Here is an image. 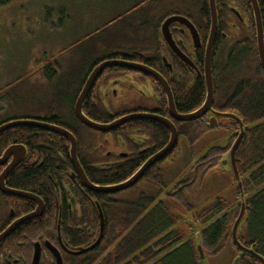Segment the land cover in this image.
Instances as JSON below:
<instances>
[{
  "label": "trees",
  "instance_id": "trees-1",
  "mask_svg": "<svg viewBox=\"0 0 264 264\" xmlns=\"http://www.w3.org/2000/svg\"><path fill=\"white\" fill-rule=\"evenodd\" d=\"M10 1L12 0H0V4H6ZM148 1L152 0L138 1L139 3L130 7L126 12L135 10L137 7H141L142 3ZM203 1L200 13L204 17L208 28L209 12L207 3L205 0ZM258 2L261 15L264 18V0H258ZM242 3L248 5V0H242ZM119 17L121 16L113 20ZM250 17L253 30V16L250 15ZM162 19L157 25V30L152 34L154 43L150 49H145V52H115L105 57L141 58L148 65L158 67L161 56L158 30ZM203 55L202 50L200 62L203 61ZM103 58L93 61L82 77L74 83V89L68 94L70 97L68 99L70 116L74 117L73 105L82 89L87 74ZM52 60L54 63L56 62L55 58ZM231 64L230 62L227 65V76L229 77L232 75L233 70ZM212 69L215 76H217L220 69L215 63ZM259 74L260 79L255 84L248 79L245 81L244 87L239 83L233 84V82L232 86L225 89L214 78L216 81V100L214 104L222 111L236 114L243 121L245 127L244 136L236 151V166L242 180L246 205L243 216L244 226L241 231L237 232V237L244 246L252 247L257 253L264 256V76L261 70H259ZM172 90L176 108L181 113L197 108L205 99L206 92L202 81H195V84L191 87L186 85L184 92L181 90L178 93L175 88H172ZM161 95L163 108L166 110L165 97L163 94ZM82 106L84 110L86 109L84 111L86 116L96 122H104L114 117L113 114L105 112L103 101L98 93L89 95ZM44 119L53 123L62 121L61 117L57 115L45 117ZM225 119L231 120L230 118ZM177 128L180 131V137L174 150L148 169L137 183L118 192H98L101 196L99 205L104 220L103 236L92 250L82 254L64 255L63 264H200L195 249L194 232L191 226L182 221L177 213L171 209L170 199L185 205L190 210L191 216L189 219L195 223L196 228L199 230L200 242L206 256L217 254L228 242L235 248L232 243L231 229L239 214L240 203L237 204L235 200L228 202L221 197H215L209 204L197 209L186 201L185 190L194 184L195 177L198 174H204L211 169H215L222 155L229 149L238 128L237 126L229 128L230 132H235L229 136L223 146L207 145L204 142L205 135L216 127L200 123L197 120H191L180 123ZM119 129H124V136L127 134L126 131L140 134L146 142L144 146L146 144L150 145L151 151L149 153L137 151L136 154L130 155V160L125 159L111 169L94 164L96 159L98 162H104L108 159L102 152L98 154L97 158L91 156L90 159H86L82 155L81 162L87 160L84 162L85 170L89 180L94 184L109 186L126 180L152 152L162 148L169 140L167 128L154 120L134 119L125 122ZM33 132L34 129L27 126L5 130L0 134V154L11 143L25 145L29 154H31L37 146L34 143L36 141L41 142L42 139V134H39L41 138L37 139L38 135L35 136ZM43 138L47 139L46 135ZM181 140H184L188 146L189 158L192 163L184 177L176 185L174 184V187L167 189L161 177L160 166L177 157ZM45 156L53 162L51 171H56L54 165L58 164L57 153L55 154L54 150L50 149ZM47 174L42 168L21 166L10 173L5 179V184L9 188L25 192H33L34 189L48 192L51 190L53 181ZM137 186L142 188L135 196L132 198L121 197L123 193ZM110 194L114 196H110ZM163 194L164 196H161ZM102 196H110V200L107 201ZM234 198L239 199V191L236 186ZM25 201L0 193V231L10 218L9 208L12 207L17 211L18 207L25 206L23 204ZM98 224L99 220L94 219L90 224L91 230L89 229V232H93V234L89 235L85 229V234L71 236L68 243L71 246H76L75 249L88 246L92 242L93 236L98 232ZM34 233V223L26 222L21 225L11 237L0 243V260L4 258L6 260L13 259L16 256L15 254L18 253L17 242L22 235H33ZM21 246L24 245L21 244ZM237 252L238 250L235 248L234 257ZM239 264L261 263L246 255Z\"/></svg>",
  "mask_w": 264,
  "mask_h": 264
},
{
  "label": "flooded vegetation",
  "instance_id": "flooded-vegetation-1",
  "mask_svg": "<svg viewBox=\"0 0 264 264\" xmlns=\"http://www.w3.org/2000/svg\"><path fill=\"white\" fill-rule=\"evenodd\" d=\"M203 2L204 1L202 0V3ZM205 2L207 3V8L209 12L208 28L206 27L204 17L200 13L202 4L197 10L195 16L192 17L183 15L193 25L196 31L199 40L198 46L196 45V41L193 39L189 23L186 21H174L169 24L168 31L170 33L171 41L174 43V45L177 47V50L180 52L177 53L172 49V47L164 39L163 34L161 33V25L166 18L173 15L170 14L162 19L158 30V41L161 48V56L158 67L148 65L141 58L127 59L116 56L104 57L103 59L99 60L95 65L99 64L101 61L111 58H118L126 61H133L147 65L153 68L158 74H160L165 79L171 89L173 99L174 92L172 88H175L176 92H180L181 90L184 92L186 85L191 87L195 84V81H202L205 86L203 61L200 62V55L202 50L204 54V49L206 47L211 28L209 0H205ZM215 2L217 11V24L213 40V58L211 64V73L214 86L212 109L208 110L202 116L194 119L200 123L208 124L209 126H211L210 122H212L211 118L214 112H228L218 109L214 104L216 100V81L214 80V78H216L219 85H221L225 89L235 83H239L242 85V87H244V84H246L245 81L248 79L255 84L257 80L260 79L259 70H261L264 76V72L261 67L258 56L254 17L252 19L253 30L251 27L250 15L253 16V11L249 0L248 5L242 3V0H215ZM262 27L264 36L263 17ZM180 53L183 56H181ZM111 54H113V52ZM202 59H204V56L202 57ZM230 62L232 63L231 67H233V70L232 75H230L229 77L227 76V65ZM214 63L220 69L219 72H217V76H215L212 69ZM89 73L87 74V76L89 75ZM93 93H98L101 97L105 112L114 115V117L110 120L98 122L100 124H110L116 119L131 113H149L157 116H163L174 123L178 133V144L180 131L177 127L180 123L188 122L178 121L171 116L167 106L164 89L158 81L153 79L150 75L139 71H134L127 67L112 66L104 69L93 83V86L91 87V90L87 97L89 95H92ZM161 94H163L165 97L166 110L163 108L164 105L162 103ZM119 96H123L122 100H124V103L121 102L119 104H115L113 103V101L108 100L107 102L104 99L106 97H108L109 99L115 98L117 101ZM140 100L149 102L150 106L130 107L129 104H131L133 101ZM197 108L188 112L179 113H189L196 110ZM82 111L86 116L84 112L86 111V109L84 110L82 108ZM49 116L45 115L36 118L46 121L49 124L58 125L63 129L68 130L74 136L75 141L77 143L76 160L78 162L81 172L87 177L88 180L89 178L87 176L84 163L87 160L81 162L82 155L83 158L86 159H90L91 156H95L97 158L98 154L102 152L104 155H106V158L108 159L104 162H98V160L96 159L94 164L103 165L105 168L111 169L125 159L130 160L131 156L133 154H136L137 151L148 153L151 151L150 145L146 144L144 146V143L146 142L145 140H143V137L140 134L134 132L129 133L128 131H126L127 134L126 136H124V129H119L122 124L108 131H99L87 127L77 118L75 113L74 117L70 116L68 120H62L60 123H53L44 119L45 117ZM225 118L227 117L216 116L215 125L213 127L225 128L229 130V128H234L237 126V128L239 129V124L236 120H234L233 118H230L231 120H225ZM10 120H5L1 122L0 125ZM31 128L34 129L33 134L35 136L38 135L37 139L41 138L39 134H42L41 142L36 141L34 143L37 146L34 148L31 154H29L26 148L25 157L14 167L12 171L21 166H34L37 169L42 168L44 169V171H46V173H48L47 175L52 178L53 183L51 186V190L48 192H44L38 189H34L33 192H29L34 195L35 199L17 197L19 199L26 200L25 203H23L25 204V206L18 207L17 211H15L12 207L9 208L10 218L7 220V223L2 230H4L15 219L23 217L26 214L35 213L37 215L32 219L21 223L7 238L11 237L14 232L26 222L34 223L35 233L33 235L23 234L17 242L19 249L18 253L15 254L16 256L13 259L9 260H6L4 258L0 260V264H32L36 247H38L39 250L37 264H57L56 257L54 255L55 252L59 254L63 263L64 255H74L72 252L78 250V248L75 249L76 246H71V244L68 243V240H70L71 236L85 234V229L89 235L93 234V232H89V229L91 230L90 224L94 221V219L99 220L98 232H96V234L93 236V240L88 246L94 243L100 234V216L103 220V213L99 205V200L101 196H99V193L97 191L90 190L83 185L79 174V169L76 168L75 164L72 161L70 153L71 144L68 138L64 135H60L47 129L37 127ZM238 129L236 130L237 132ZM234 132L235 131L230 132L229 136L233 135ZM237 132L235 133L236 135ZM45 135L47 139L43 138V136L45 137ZM235 138L236 136L233 137L230 146L234 142ZM14 144L23 145L21 143H11L10 145ZM9 146H7L1 152L0 156ZM50 149L54 150L55 154L57 153L58 164L54 165L56 171H51V169L53 168H51V164L53 162L49 161L45 156V154ZM158 150H156L155 152H157ZM155 152H152L150 156H152ZM12 157L13 156L9 157V159L4 165H0V173L2 172L4 167L10 162ZM89 182L92 183L90 180ZM175 185H173V187ZM110 196L114 195L110 194ZM110 196H102V198L109 201ZM21 244H23L24 246H21ZM86 247H80L79 249Z\"/></svg>",
  "mask_w": 264,
  "mask_h": 264
},
{
  "label": "rangeland",
  "instance_id": "rangeland-1",
  "mask_svg": "<svg viewBox=\"0 0 264 264\" xmlns=\"http://www.w3.org/2000/svg\"><path fill=\"white\" fill-rule=\"evenodd\" d=\"M138 1L12 0L0 4V123L45 115L68 120V94L91 62L112 52H145L152 47V34L162 18L170 14L193 17L202 4V0H152L126 12ZM104 99L124 103L123 96L117 101ZM129 105L150 106L143 100ZM229 134L225 128L211 129L204 142L223 146ZM191 163L188 146L182 140L177 157L160 166L167 189L184 177ZM235 186L231 172L211 169L195 177L194 184L185 190V199L197 209L215 197L238 204ZM140 188L121 197L132 198ZM170 202L174 212L191 216L185 205ZM234 254L235 248L228 242L217 254L205 256L207 264H230Z\"/></svg>",
  "mask_w": 264,
  "mask_h": 264
},
{
  "label": "water",
  "instance_id": "water-1",
  "mask_svg": "<svg viewBox=\"0 0 264 264\" xmlns=\"http://www.w3.org/2000/svg\"><path fill=\"white\" fill-rule=\"evenodd\" d=\"M249 3L251 4V8L253 11L254 24L256 28L258 56H259L261 67L264 72V36H263V27H262V15H261L258 0H249ZM209 9H210V16H211V28H210V34H209L208 41L204 49V55H203L204 56L203 71H204V79H205V86H206V94H205V99L203 103L196 110L189 112V113H185V114L179 113L176 110L171 89L169 85L167 84V82L165 81V79L160 74H158L153 68L147 65H144L142 63H137L133 61L131 62V61H126V60L118 59V58H111V59H106L104 61H101L99 64L93 67V69L87 76L82 86V89L74 104V113L77 116V118L87 127H90V128H93L99 131H108L127 121H131L134 119H149V120H154V121H157L163 124L170 132V137H169L168 142L162 148H160L157 152H155L152 156L147 158L140 165V167L126 180L120 183L114 184V185H109V186H99V185H94L90 183L87 177L81 172L78 162L76 160L77 143L75 141L74 136L68 130L63 129L62 127L58 125L49 124L46 121H43L37 118L13 119V120H10L0 125V134L4 132L5 130H8L14 127L27 126V127L43 128V129H47L55 133H58L60 135H64L65 137L68 138L71 144L70 153H71L72 161L75 164L76 168L79 169V174H80L82 183L85 187H87L90 190L97 191V192H111V193L122 191V190L132 187L135 183H137L143 177V175L147 172L148 169H150L157 162L163 160L176 147L177 141H178V133H177V129L174 123L163 116H157V115L149 114V113H131V114H127V115H124L116 119L110 124H100L98 122H95L87 118L84 115L82 111L83 101L89 94L91 87L93 86V83L95 82L97 77L102 73L104 69L108 67H112V66H119V67H127L134 71L145 73L147 75H150L156 81H158L164 89L167 106H168L171 116L178 121L194 120L202 116L208 110L212 109L214 86H213V79H212V73H211V64H212V58H213V40H214L216 24H217V11H216L215 0H209ZM174 21H186L189 23L191 27L193 39L196 41V45L198 46L199 45L198 36L196 34V31L193 25L188 21V19L185 18L184 16L172 15L166 18L161 25V33L163 34L164 39L172 47V49L176 51L177 53L180 52L177 50V47L171 41L170 33L168 31L169 24ZM180 55L183 56L181 53ZM216 116L233 118L239 124V129H238L234 142L232 143L228 151L222 155L219 161V164L215 167V169L221 168V169L231 172V174L233 175V179L236 184V187L238 188V191H239L240 210H239V214L237 218L235 219L232 229H231L232 243L234 244L238 252L230 264H239L241 259L246 255L251 257L253 260L260 262L261 264H264V256L257 253L252 247L244 246L237 237V232L241 231L244 226L243 216L245 213L246 205H245V194L243 191L242 180H241V177L239 175V172L236 166V151L244 136L245 127H244L243 121L236 114L231 113V112H224V113L214 112L211 118L212 122H210L211 126L215 125ZM25 154H26V147L24 145L14 144V145H10L0 156V165H4L9 159V157L13 156L10 162L4 167V169L0 173V192L3 195L10 196V197L35 199L34 195H32L29 192L12 189L5 185V178L14 169V167L20 161H22V159L25 157ZM36 215L37 214L35 213H29L23 217L15 219L11 224H9L4 230L0 232V243L3 240H5L21 223L32 219ZM177 216L182 221L186 222L187 224L191 226L194 232V243H195L196 254H197V257L199 258V262L200 264H207L206 256H205V253L203 251V248L200 242L199 230L196 228L195 223L192 220H190L188 217H185L182 214H177ZM100 219H101L100 234L97 240L86 248H81V249L76 250L75 252H72L73 254H82L86 251L93 249L99 243L102 237V233H103V220L101 216H100ZM38 255H39V250H38V247H36L32 264H37ZM54 255L56 257L57 264H63L59 254L55 252Z\"/></svg>",
  "mask_w": 264,
  "mask_h": 264
},
{
  "label": "crops",
  "instance_id": "crops-1",
  "mask_svg": "<svg viewBox=\"0 0 264 264\" xmlns=\"http://www.w3.org/2000/svg\"><path fill=\"white\" fill-rule=\"evenodd\" d=\"M61 19L63 20V17H61ZM52 52H55V53H57L58 52V50H56V49H53V51ZM55 58V57H54ZM92 63V62H91Z\"/></svg>",
  "mask_w": 264,
  "mask_h": 264
}]
</instances>
